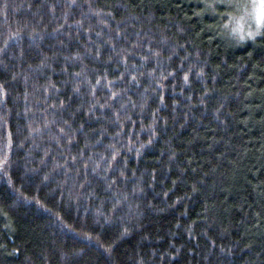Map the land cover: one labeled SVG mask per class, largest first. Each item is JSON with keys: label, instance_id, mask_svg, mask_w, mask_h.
Returning <instances> with one entry per match:
<instances>
[{"label": "trees", "instance_id": "16d2710c", "mask_svg": "<svg viewBox=\"0 0 264 264\" xmlns=\"http://www.w3.org/2000/svg\"><path fill=\"white\" fill-rule=\"evenodd\" d=\"M198 0H0V264H264V37Z\"/></svg>", "mask_w": 264, "mask_h": 264}, {"label": "clouds", "instance_id": "9594fccd", "mask_svg": "<svg viewBox=\"0 0 264 264\" xmlns=\"http://www.w3.org/2000/svg\"><path fill=\"white\" fill-rule=\"evenodd\" d=\"M199 16L215 17L216 39L228 49L255 43L264 37V0H198Z\"/></svg>", "mask_w": 264, "mask_h": 264}]
</instances>
